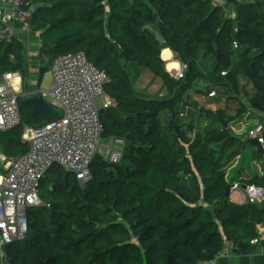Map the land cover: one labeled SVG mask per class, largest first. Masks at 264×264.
Returning a JSON list of instances; mask_svg holds the SVG:
<instances>
[{
  "label": "trees",
  "instance_id": "trees-1",
  "mask_svg": "<svg viewBox=\"0 0 264 264\" xmlns=\"http://www.w3.org/2000/svg\"><path fill=\"white\" fill-rule=\"evenodd\" d=\"M32 1L31 28L50 65L58 55L84 51L109 76L113 105L99 112L103 142L125 146L120 164L94 158L85 187L53 166L40 186L50 183L49 196L40 192L50 208L27 209V234L4 248L0 264H197L214 260L226 242L252 252L264 203L239 205L230 193L235 183L264 188V151L231 125L264 117V5L231 1L230 18L211 0ZM166 48L187 66L183 79L166 70ZM146 70L167 96L136 88ZM7 72L29 76L15 39L0 44V75ZM18 100L22 125L0 132L13 159L29 150L24 126L58 118L43 116L36 125ZM250 153L262 174L230 182L227 167L240 156L238 178Z\"/></svg>",
  "mask_w": 264,
  "mask_h": 264
},
{
  "label": "built area",
  "instance_id": "built-area-1",
  "mask_svg": "<svg viewBox=\"0 0 264 264\" xmlns=\"http://www.w3.org/2000/svg\"><path fill=\"white\" fill-rule=\"evenodd\" d=\"M32 0H0V44L11 38L14 23L22 31L32 28ZM227 0H211L213 8H223ZM235 18L234 14L229 15ZM187 66L169 70L176 80L183 79ZM50 73L52 85L48 91L40 90L60 112L57 119L23 134L29 150L9 160L0 155V161L6 163L7 172L0 181V255L5 258L4 248L23 240L27 234V209L47 207L50 204L40 198L41 182L53 166H59L65 172L74 174L82 187L92 179L91 164L103 151V124L100 119V107L96 100L103 98V108L112 106L105 88L110 78L105 71L99 70L84 51L58 55L54 58ZM226 75V73H223ZM20 92L19 73L0 75V131H11L22 124L18 94ZM216 96L211 92L209 97ZM184 116V114H181ZM247 137L255 140L264 151V123L256 124ZM121 139H117L119 141ZM125 144L124 140H122ZM106 147L104 159L114 165L123 160L124 151ZM230 200L243 205L247 203L263 204L264 188L256 185L235 183L232 186ZM264 231V224L260 227ZM259 238L252 244L258 243ZM232 243L226 242L225 248ZM237 249V248H236ZM222 250L218 255L223 254ZM211 262V261H210ZM198 262L197 264H209Z\"/></svg>",
  "mask_w": 264,
  "mask_h": 264
},
{
  "label": "crops",
  "instance_id": "crops-1",
  "mask_svg": "<svg viewBox=\"0 0 264 264\" xmlns=\"http://www.w3.org/2000/svg\"><path fill=\"white\" fill-rule=\"evenodd\" d=\"M231 1L242 2V3H262L264 5V0H227V2L224 3V8L228 9L230 12H232L231 14L234 15L235 13L232 8ZM12 39L18 41L19 44L24 48L26 53V58L29 63V76L26 79V81L23 80L21 73L17 72L19 73L20 76V92L18 94V97H20V99H22L23 102L35 97H42V99L45 102L53 106L51 102L46 101L48 97L45 95L43 96L40 93V90L42 89L41 83L43 77L45 76L46 73H49L51 75L50 73L51 65L48 63L47 59H44V57L40 55V45H41L40 32L33 31L32 29L29 32L22 31L20 25L18 23H14V30L11 33L10 40ZM166 51H168L167 57L164 58V52ZM161 57L164 60V62L167 63L168 68L169 65L174 64V66H172L169 69L172 68L175 69L179 67V63L175 61V54L171 51V49L169 48L164 49L161 53ZM36 73H38V75ZM36 77H38L37 81H35ZM23 107L28 108L25 106ZM28 109L31 110V117H32V109L31 108ZM60 115H61L60 112L58 115L39 114L37 123L35 122L33 117L32 119L34 120V124L38 125L39 118L43 116L59 117ZM23 140L25 141L24 137ZM0 155H5L9 160L13 159L12 157H9L5 154L1 144H0ZM6 172H7L6 163L0 161V181L2 180V177L5 175ZM257 174H262V172L260 171ZM245 176L247 175L241 173L239 178L246 179L247 177H251L253 175L250 176L248 175L247 177ZM258 229L260 233L259 240L258 243L255 244V249L252 252L242 253L241 250H237L236 248H232L231 246H228L227 248L224 249L225 251L223 252V254L216 256V258L212 260L209 264H264V231L261 232L260 227Z\"/></svg>",
  "mask_w": 264,
  "mask_h": 264
},
{
  "label": "rangeland",
  "instance_id": "rangeland-1",
  "mask_svg": "<svg viewBox=\"0 0 264 264\" xmlns=\"http://www.w3.org/2000/svg\"><path fill=\"white\" fill-rule=\"evenodd\" d=\"M175 59H176V54H175ZM176 62H178V61H176ZM178 63L182 64L180 62H178ZM165 67H166V70L169 72L170 69L167 67V63L165 65ZM36 74L38 75V73H36ZM37 80H38V77L35 78V81H37ZM51 82H52L51 75L49 73H46L45 76L43 77V80L41 83V88H42L41 90L44 89L43 91H48V89L50 88ZM136 88L139 91H141L144 95H148L149 97L164 98V96L168 95L167 90L162 83V80L159 78H156L154 76V74L151 73L150 71H144L142 73V76L136 81ZM216 96L218 97L217 93H216ZM46 101L51 102L50 99H48V98L46 99ZM103 101H104L103 98L98 99V100H96V104L100 107V106H102ZM201 103L206 105V100H204V101L202 100ZM222 106H223V103H222ZM230 106H231L232 110H234V111L238 109V106L236 105V103H230ZM206 107H208V106L206 105ZM214 107H212V108H214ZM261 122L264 123V117L259 118L257 120H254V119H250V117L247 116V117H243L241 120H239L238 123H232L231 129L233 130L234 134L240 136L242 139H246L248 132L252 128H254V126L256 124H260ZM27 129H34V128L24 126V130H27ZM116 140L117 139H115V138H111L110 140L109 139L104 140V142L102 144L103 151L101 152V155L103 158H104V154L106 152V147L107 148L112 147L114 144H117L114 147L115 150L124 151L125 144L123 143V141L122 140L116 141ZM250 155H251V153H250ZM239 161L243 162V159L240 158V156H238L226 169V172L228 173L227 176L230 175V177H229L230 182H232L233 179H235V181L244 179V178H239L240 174L238 175V178H236L237 174H238V170L235 169V167L237 166ZM244 163H245L244 164L245 170H244V172H242V174L244 173L245 175L250 176V175H256L257 173L262 171V165H261L260 161L258 159H255L254 157H252V155H251V158H248L247 160H245ZM247 176H245V177H247ZM50 190H52V189L50 188V183L47 181L43 184V186L40 189L41 195L49 196ZM40 198H41V196H40Z\"/></svg>",
  "mask_w": 264,
  "mask_h": 264
},
{
  "label": "water",
  "instance_id": "water-1",
  "mask_svg": "<svg viewBox=\"0 0 264 264\" xmlns=\"http://www.w3.org/2000/svg\"><path fill=\"white\" fill-rule=\"evenodd\" d=\"M157 17V16H156ZM8 50H12V45H9ZM23 106L32 109V117L35 122H38L39 114H48V115H58L59 111L56 110L52 105L45 102L42 97H35L29 100H26L22 103Z\"/></svg>",
  "mask_w": 264,
  "mask_h": 264
},
{
  "label": "bare ground",
  "instance_id": "bare-ground-1",
  "mask_svg": "<svg viewBox=\"0 0 264 264\" xmlns=\"http://www.w3.org/2000/svg\"><path fill=\"white\" fill-rule=\"evenodd\" d=\"M167 52H168V51L164 52V58L167 57ZM172 66H174V64L169 65V68H171ZM18 98H19V97H18ZM103 104H104V101H103ZM103 104H102V106H100V110H101V109H104V108H103ZM19 108H20V105H19Z\"/></svg>",
  "mask_w": 264,
  "mask_h": 264
}]
</instances>
